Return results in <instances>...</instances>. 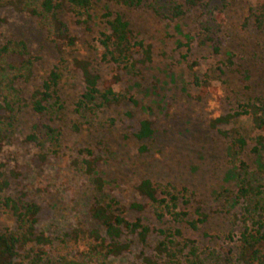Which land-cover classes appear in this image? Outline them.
Returning <instances> with one entry per match:
<instances>
[{
    "label": "rangeland",
    "instance_id": "rangeland-1",
    "mask_svg": "<svg viewBox=\"0 0 264 264\" xmlns=\"http://www.w3.org/2000/svg\"><path fill=\"white\" fill-rule=\"evenodd\" d=\"M177 2L184 10L178 19L99 0H94L81 19L62 14L76 42L59 83L62 110L56 117L27 111L13 139L0 148V173L9 182L5 195L24 193L40 207L37 229L50 240L43 264H169L157 251L163 241L158 231L167 229H179L185 239L193 241L203 264L234 261V243L240 229L236 222L240 207L234 199L235 165L238 160L245 161L252 174L264 182V154L251 152L250 138L243 150L234 151L229 139L221 134L230 132L232 124L214 121L234 113L239 103L255 97L264 99V31H257L246 21L253 0H229L220 52L213 55L211 47H200L197 41L199 24L208 18L206 11L185 5L182 0ZM105 11L125 17L146 55L135 56L128 66L100 61L97 38L105 31ZM7 40L24 41L29 56L36 59L34 77L23 87L28 97L55 67L58 56L35 18L1 6L0 45ZM74 59L90 64L100 77V86L117 76L114 91L125 97L103 107L90 124L74 111L84 90ZM214 68L217 70L212 72ZM195 75L210 78L216 94L200 98ZM144 119L150 121L153 134L139 142L134 135ZM39 121L60 129L58 155L41 159L37 149L25 141L30 126ZM246 127L244 120L242 128ZM141 145L147 152L139 153ZM83 148L101 159L97 171L105 183L102 195L117 200L128 221L138 218L150 229L145 242L125 232L119 240V245L125 246L120 252L107 255V250L90 251L96 244L90 233L97 231L101 237L105 233L88 214L94 197L90 178L71 164L82 158L78 151ZM142 179L185 189L186 202L181 201L179 207L187 213L186 221L196 220L199 209L206 218L204 223L191 230L186 222H172L169 217L156 221L150 203L135 190ZM133 203L144 209L132 210ZM9 218L0 209V231L11 225ZM105 245H110L108 239Z\"/></svg>",
    "mask_w": 264,
    "mask_h": 264
},
{
    "label": "trees",
    "instance_id": "trees-1",
    "mask_svg": "<svg viewBox=\"0 0 264 264\" xmlns=\"http://www.w3.org/2000/svg\"><path fill=\"white\" fill-rule=\"evenodd\" d=\"M99 1L113 3L129 10L146 8L165 19H178L184 15L183 6L177 0ZM182 1L191 7H202L208 14L207 20L199 24L197 41L200 47L209 46L211 53L217 55L222 44L221 33L229 0H215L214 5H210L214 0ZM93 4L94 0H0V7H11L35 18L58 56L55 67L42 79L37 89L25 97L23 87L34 77L36 59L29 56L26 43L22 40H7L0 45V148L13 139L27 111L36 115L49 114L56 117L62 110L59 83L63 66L76 44L69 34L62 14L70 13L81 19L87 16ZM102 20L105 31L99 33L96 51L100 61L116 66H128L134 62L135 56L147 54L123 15L105 11ZM246 21L257 31H264V0H253ZM73 65L80 73L84 85V90L74 105V111L81 118H85L87 123L90 124L89 120L103 107L125 99L114 91V85L118 82L117 76L104 80L100 86L99 75L87 61L74 59ZM211 70L215 72L217 69ZM204 78L194 76V84L199 88L200 98L216 94V88L211 87L209 83L210 78ZM244 120L246 128H242ZM109 121L114 122L113 119ZM214 122L232 124L230 132L221 134L229 139L234 151L243 150L250 138L253 141L251 152L256 155L264 154L263 98L255 97L239 103L234 113L220 116ZM74 128L79 129L78 126ZM152 134L150 121L144 119L139 122L134 136L142 142ZM25 141L37 149L41 159L49 155L56 156L61 149V131L49 122H35L30 126ZM138 151L145 153L147 147L141 145ZM78 153L82 158L74 159L71 164L90 178L94 197L88 214L91 220L97 222L104 230L106 237L92 231L90 237L96 244L90 246V251L97 253L107 250V255L120 252L125 246L119 245V240L125 232L136 234L141 242H145L150 229L138 218L128 221L120 210L119 202L102 195L105 183L97 171L101 159L95 157L89 148L80 149ZM236 163L234 199L240 207L236 221L240 229L234 243V261L228 264H264V182L252 174L245 161L238 160ZM8 186V180L0 173V209L5 210L11 220V225L0 231V264H43L50 240L37 229L40 207L28 200L24 193L16 197L5 195ZM135 190L150 203L156 221L169 217L172 222L184 221L191 230H197L198 225L203 224L206 219L197 209L198 218L186 221L187 213L179 207L180 202L184 200L185 189L178 190L171 184H154L149 179H142ZM130 208L139 212L144 206L133 203ZM158 233L163 236V241L157 246V251L165 255L169 264H203L194 242L185 239L181 230H159ZM106 239L110 245H105Z\"/></svg>",
    "mask_w": 264,
    "mask_h": 264
}]
</instances>
